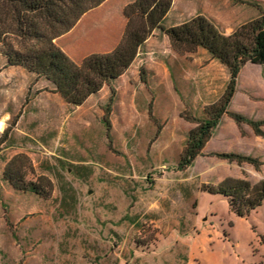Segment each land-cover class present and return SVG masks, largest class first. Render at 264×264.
I'll return each instance as SVG.
<instances>
[{
  "label": "rangeland",
  "instance_id": "1",
  "mask_svg": "<svg viewBox=\"0 0 264 264\" xmlns=\"http://www.w3.org/2000/svg\"><path fill=\"white\" fill-rule=\"evenodd\" d=\"M253 3L257 16L264 0ZM96 10L83 18L100 19ZM244 68L264 66L248 62ZM13 77L6 86L0 74V119H8L5 138L9 135L0 138V177L13 161L24 180H49L50 186L40 183L50 198L44 201L0 180V264L263 263V209L240 217L221 195L201 189L216 185L218 174H241L251 182L259 178L251 163L214 154L215 149L235 153L227 150L235 147L234 140L214 137L194 162L178 170L187 137L177 121L182 117L166 109L171 103L165 91L152 109L156 121L148 119L143 106L125 121L118 105L109 140L95 105L78 109L73 127V108L59 95L48 92L42 81L26 83L20 71ZM176 84L181 87V81ZM172 92L176 108L180 97L176 88ZM246 127L243 122L242 135ZM249 144L250 152L236 153L256 158L260 168L264 140ZM44 222L50 229L43 228Z\"/></svg>",
  "mask_w": 264,
  "mask_h": 264
},
{
  "label": "trees",
  "instance_id": "2",
  "mask_svg": "<svg viewBox=\"0 0 264 264\" xmlns=\"http://www.w3.org/2000/svg\"><path fill=\"white\" fill-rule=\"evenodd\" d=\"M103 0H0V53L6 65L20 66L33 74L34 79L45 78L63 100L70 106L82 104L86 98L97 92L104 84L124 73L139 47L160 28L167 36L171 48L179 54L193 53L198 47L205 48L211 57L218 59L229 70V79L221 96L206 105L204 117L195 116L185 106L179 115L196 123L186 139L176 163V169L183 170L195 157L201 154L218 121L227 114L238 125L248 123L258 135L264 136L260 128L264 118L250 119L245 115L228 110L233 96L237 75L246 62L264 65V11L259 16L237 26L231 33H223L218 26L202 14H196L185 21L165 26L163 19L171 7L172 0H132L123 6L126 19L122 36L117 45L107 52H92L80 62L72 60L54 39L68 31L85 12L98 6ZM12 36L14 41L9 39ZM141 79L144 69L140 68ZM114 90L111 87L109 99L102 106L106 136L110 140V113ZM148 116L156 121L149 104ZM6 131L1 135V140ZM228 161H247L258 169L256 158L233 152H214ZM2 178L20 191L32 192L47 198L50 181L39 177L38 181H26L13 161L8 162ZM210 193L226 199L229 210L240 217H248L250 212L264 205V179L251 182L246 177H226L216 185L201 187ZM264 245V234L259 235ZM264 264V261L263 263Z\"/></svg>",
  "mask_w": 264,
  "mask_h": 264
},
{
  "label": "crops",
  "instance_id": "3",
  "mask_svg": "<svg viewBox=\"0 0 264 264\" xmlns=\"http://www.w3.org/2000/svg\"><path fill=\"white\" fill-rule=\"evenodd\" d=\"M130 1L132 0H103L98 6L94 7L98 13L101 12L100 19L89 23L81 15L68 31L54 39L55 43L75 62H80L84 56L92 52L112 50L119 42L124 30L126 19L122 14L123 6ZM196 14L207 17L219 29H223L220 30L225 34L231 33L240 24L257 17L254 15L253 0H172L171 7L163 19V25L179 24ZM166 20L168 21L167 25L165 24ZM158 33H162V36H159ZM99 37L100 40L93 39ZM160 38L161 43L158 41ZM0 59L4 67L1 68L0 74L6 86L14 82L13 74L16 70L22 72L26 83L35 84L42 81L44 86H48V92L59 95L53 91L52 84L45 78L35 80L33 74L26 69L20 66L6 65L5 58L1 53ZM244 65L237 75L235 91L227 105V109L239 112L247 118L262 119L264 118V68H248L249 70L244 71ZM257 65L264 66L263 64ZM141 67L144 69L145 81L141 79ZM228 79V68L218 59L211 57L205 48L198 47L193 53L179 54L171 48L166 34L160 28H155L139 47L127 70L114 79L110 85L104 84L97 92L90 94L82 104L73 107L68 105L60 95L59 97L67 107L73 108V127L77 124L79 116L77 111L80 108L87 109L95 105L97 114L100 120L102 119L104 113L102 106L109 99L111 87L114 90V98L111 103V123L113 127V116L116 115L118 105L125 121H129L133 109L134 113L138 114L139 106H143L142 108L148 116L149 104H152L154 110L158 93L162 94V91H165L166 99L170 100L171 108L168 109L167 107L166 109L171 113L179 114L187 106L195 116L203 118L205 116L204 107L221 96ZM175 80L181 81V87L176 84ZM175 88L180 97V104H177L176 108L174 107L172 92ZM85 114V117L82 116V118L87 120L88 113ZM4 116L6 118V115ZM148 119H150L149 116ZM7 120V118L0 119V124L4 125L0 126V136L6 131ZM177 121L183 131H186V137L196 125V123L183 118H180V120L178 118ZM241 125H243V122L238 125L230 116L223 114L213 129L210 138L203 146L201 153L210 145L214 137L218 138L220 142H225L226 138L234 140L235 147L227 150L244 153L250 152L249 141L264 140V136L256 134L251 126L244 128L245 135H242L239 130ZM260 128L264 131V125ZM215 150L219 151V149ZM259 157L264 160V156L260 155ZM255 171L259 177L256 181L264 179V162ZM218 176V181H221L225 175L218 174ZM234 177L240 178L241 174H235ZM0 180L8 184L2 176ZM67 195L71 197L69 194ZM40 198L47 201L50 196ZM63 199L64 196L60 199L59 195V200ZM260 208L264 211V205H262L251 212ZM56 214L61 217L59 211ZM10 221L18 222L19 218H10ZM55 225L53 226L54 230L56 229ZM42 226L45 229L51 227L49 222H44Z\"/></svg>",
  "mask_w": 264,
  "mask_h": 264
},
{
  "label": "bare ground",
  "instance_id": "4",
  "mask_svg": "<svg viewBox=\"0 0 264 264\" xmlns=\"http://www.w3.org/2000/svg\"><path fill=\"white\" fill-rule=\"evenodd\" d=\"M0 125L2 126V123Z\"/></svg>",
  "mask_w": 264,
  "mask_h": 264
}]
</instances>
